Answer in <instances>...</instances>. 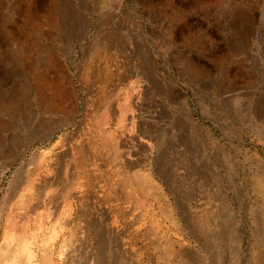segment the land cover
<instances>
[{"label": "rangeland", "instance_id": "374dc122", "mask_svg": "<svg viewBox=\"0 0 264 264\" xmlns=\"http://www.w3.org/2000/svg\"><path fill=\"white\" fill-rule=\"evenodd\" d=\"M0 74V264H264V0H0Z\"/></svg>", "mask_w": 264, "mask_h": 264}, {"label": "bare ground", "instance_id": "6f19581e", "mask_svg": "<svg viewBox=\"0 0 264 264\" xmlns=\"http://www.w3.org/2000/svg\"><path fill=\"white\" fill-rule=\"evenodd\" d=\"M64 9H65V6H64ZM68 12L70 13V11H68ZM72 30H74V28ZM52 31L55 32V30H52ZM66 35H68V30L66 32ZM8 41H9V43L6 41V45H5L6 49L9 48L12 53L16 54L17 53L16 49L10 45V43H11L10 40H8ZM24 51H25V53H23V51H22L21 55L23 58L26 59L27 64H29L30 72H31L32 76L34 77L33 85H31L32 84L31 81L29 83L28 95L32 96V99H31L32 103L33 104L35 103L37 105L40 112L47 113L48 115H52V112L58 111V105L56 103H54V100L52 98H47L45 80H44V76L42 75V71H45V69L47 67V59H48L47 58V49H46V47H43L39 43L33 42L30 44L28 49H26ZM18 80L19 79H16L14 81L15 85H17V86L19 84ZM25 80H26V77H25ZM21 101L22 100H21V97H20L18 91L17 92L15 91L12 96L9 95L7 97H4L3 95L0 94V127L4 126V124L7 123V121H9L11 119V115H8L7 111L10 113V111L13 109H16V108L19 109V107H21V104H22ZM62 123H63V121H61V119L57 122L55 121V123H51V124L47 123V125H45V127L42 128V130L39 132L37 137H35V139L39 140V138L42 136L48 137L53 132H55L56 129L61 127ZM15 142H16L15 140L11 139L10 140V147L12 144L15 145ZM12 150H13V146H12ZM10 153H8L6 155L7 161H12L11 157H13V156L10 155ZM137 180H140V178L137 177ZM148 180H149V178H148ZM143 182L144 181H141V183H143ZM12 228H14V223H12V222L6 223L4 235H6V233L10 232L12 230ZM5 238H4V240H5ZM22 250H23V248H22ZM24 252L26 253L27 256L29 255V256L33 257V254L29 250L24 249ZM42 262L45 263L46 258H44L42 260Z\"/></svg>", "mask_w": 264, "mask_h": 264}]
</instances>
